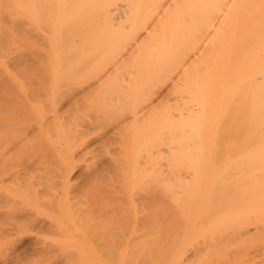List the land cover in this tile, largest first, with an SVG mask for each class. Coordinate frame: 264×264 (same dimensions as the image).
Wrapping results in <instances>:
<instances>
[{
  "label": "bare ground",
  "instance_id": "bare-ground-1",
  "mask_svg": "<svg viewBox=\"0 0 264 264\" xmlns=\"http://www.w3.org/2000/svg\"><path fill=\"white\" fill-rule=\"evenodd\" d=\"M0 251L264 264V0H0Z\"/></svg>",
  "mask_w": 264,
  "mask_h": 264
},
{
  "label": "rangeland",
  "instance_id": "rangeland-1",
  "mask_svg": "<svg viewBox=\"0 0 264 264\" xmlns=\"http://www.w3.org/2000/svg\"><path fill=\"white\" fill-rule=\"evenodd\" d=\"M4 4H5V3H4ZM4 4H3V5H4ZM4 9H5V7H4ZM3 11H4V10H3ZM5 14H6V13H5ZM5 14H4V12H3V16L1 17L2 20H3V22H2L3 27L1 28V29H2V32H1V33H2L3 41H4V39H5V42L7 41V43H8L10 40H11L10 42H12V41L15 42V41H17V40H15V39H17V38H16V36H17V34H16V27H15L16 25L14 24L15 26H14V25L10 26V25H11V22H10V20H8V22H10V23L7 22V18H6V17H8V16L5 15ZM5 18H6V20H5ZM2 20H1V21H2ZM4 22H5V23H8V24H5ZM4 25H6L7 27H5ZM13 26H14V27H13ZM4 27H5L6 29H5ZM8 28H9V29H8ZM3 29H4V30H3ZM14 29H15V30H14ZM3 32H4V33H3ZM5 32H6V33H5ZM14 42H12V43H8V44H10V45L13 46V47H10V45H8L7 43H4V42H3V45H4V44H5V45L7 44L5 47H3V52L5 53V54L3 53V54H4L3 56L6 55V57H5L6 59H7V56L10 57V55H11V57H12V55H13V54H10V51H9V50L12 49V52H13V51L16 49L15 46H14V44H13ZM15 45L17 46L16 42H15ZM7 49H8V51H7ZM13 49H14V50H13ZM7 52H8V53H7ZM8 54H9V55H8ZM13 56H14V55H13ZM3 58H4V57H3ZM6 59H4V60H6ZM23 67H24V66H23ZM26 70H27V69H26ZM28 71H29V70H27V72H28ZM30 71H31V70H30ZM28 75H29V74H28ZM30 75H32V71H31V74H30ZM44 79H45V78H44ZM32 80H33V78H32ZM33 81H34V80H33ZM33 173H34V172H31V174H33ZM34 174H36V172H35ZM34 174H33V176H34ZM77 174H78V172H77L75 175H77ZM2 250H4V249H2ZM5 250H6V249H5ZM6 251H7V250H6ZM6 251H5L4 253H7V254H4V253H3L4 255H3V254L0 255L3 259H4L3 256H5V258H6V256L9 254V252H6ZM0 253H2V251H0ZM11 253H13V252L11 251ZM11 253H10V255H11ZM18 253H19V252H18ZM13 254H14V253H13ZM13 254H12V255H13ZM29 254H30V255H29ZM29 254H25V255H23V256H25V257H23V261L20 262L21 264H22V263L27 264V263H26V262H27L26 260L29 259L30 257H31V259H32V257H33V259L37 257L35 254H32L31 252H29ZM10 255H8V256H10ZM27 255H28L29 257H28ZM26 256H27V257H26ZM12 257H14V255H13ZM12 257H11V258H12ZM8 258H9V257H8ZM11 258H10V259H11ZM24 258H25V260H24ZM10 259H7V258H6V260H3V261H1L2 259H0V264H1L2 262H4V261H8V262H4L5 264H8V263H10V261H9ZM28 261L32 262L31 260H28ZM20 263H19V264H20ZM32 263H33V262H32ZM32 263H31V264H32ZM2 264H3V263H2ZM28 264H29V263H28Z\"/></svg>",
  "mask_w": 264,
  "mask_h": 264
}]
</instances>
